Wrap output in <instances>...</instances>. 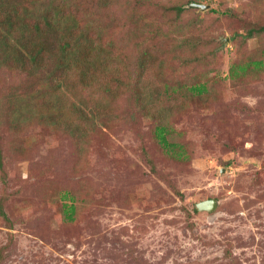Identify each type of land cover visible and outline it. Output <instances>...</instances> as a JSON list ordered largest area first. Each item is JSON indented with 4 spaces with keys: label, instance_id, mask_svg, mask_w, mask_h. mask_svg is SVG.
<instances>
[{
    "label": "rangeland",
    "instance_id": "1",
    "mask_svg": "<svg viewBox=\"0 0 264 264\" xmlns=\"http://www.w3.org/2000/svg\"><path fill=\"white\" fill-rule=\"evenodd\" d=\"M199 3L208 8L179 19L164 8H188L186 0H110L107 10L90 8L94 33L114 40L111 49L135 66L144 48L191 26L201 13L203 60L163 69V81L203 74L215 94L203 105L176 103L170 115L187 153L183 162L160 149L154 120L141 116L131 93L109 102L94 92L95 100L108 101L107 111L99 128L77 138L40 123L39 100L32 110L14 109L9 97L34 81L28 72L0 67V264H264V66L229 75L233 62L244 64L245 55L264 48V32L243 40L248 28L264 27V0ZM148 23L153 33L138 39L133 28ZM149 74L153 81L144 88L155 108L167 109L169 100L153 94L160 80ZM95 105L94 99L88 104ZM78 114L64 129L69 122L85 131L88 113ZM25 115L32 124L18 120ZM64 191L76 198L68 222L61 213L62 201L70 204L61 200ZM207 200L216 208L197 210Z\"/></svg>",
    "mask_w": 264,
    "mask_h": 264
},
{
    "label": "trees",
    "instance_id": "2",
    "mask_svg": "<svg viewBox=\"0 0 264 264\" xmlns=\"http://www.w3.org/2000/svg\"><path fill=\"white\" fill-rule=\"evenodd\" d=\"M109 1L94 0L93 3L92 0H87L82 3L81 0H0V67L6 65L16 72H28L34 81V84L29 82L21 94L9 97L10 102L14 101V109L23 112L32 110L31 102L39 100L35 113L39 114L37 118L40 123H54L61 126L63 131L69 130L75 137L81 138L84 137L82 134H88L95 127L101 126V112L103 115L107 111L108 101L117 102L126 93H131L133 104L141 116L154 120L153 136L160 149L169 159L183 162L187 159V153L183 149L184 144L177 138L179 134L169 125L170 115L176 103L177 108L186 101H196L203 105L215 94L208 80L203 79V74L190 75L187 80L166 78L163 81V69L169 62L177 61L182 67L187 62L198 63L203 60L202 54L199 55L202 52L200 49L204 47L201 41V13L195 15L191 26L173 30L174 32L163 36L162 42L151 46V49L144 48L135 66L127 64L126 58L122 57V50L111 49L116 45L114 40L103 38L101 31L94 33L95 26L89 19L94 13L90 12V8L99 6L102 11L107 10ZM199 1L186 0V4H201ZM164 9L166 12H173L177 19L185 11H200L195 7L184 8L183 5ZM138 26L140 29L135 26L132 30L140 34L138 39L144 38L149 31L153 33L148 30L154 29L151 23ZM178 30L181 34H177ZM263 32L264 27L248 28L243 40L254 38ZM134 45L140 44L135 42ZM261 46H264L262 41ZM245 59L247 61L244 64L239 62L242 59L232 63L230 78L246 76L250 70L259 71L264 66V48L249 56L245 55ZM154 61L158 62L157 71L152 70ZM151 72L153 79L160 80V90L153 94L169 100L167 109L155 108L152 94L144 88L149 85L144 81L152 80L149 79ZM96 91L101 99L109 100H95L93 93ZM93 99L96 105L89 107L88 104ZM78 113H88L84 118L88 120L85 131L80 132L78 125L75 130L72 129L69 122L64 129L62 125L66 119L79 118ZM31 118L30 115H25L18 120L30 122ZM60 197L61 200L70 201V204L65 201L61 203L62 220L71 221L77 208L74 204L76 198L74 195L68 196L65 191Z\"/></svg>",
    "mask_w": 264,
    "mask_h": 264
},
{
    "label": "water",
    "instance_id": "3",
    "mask_svg": "<svg viewBox=\"0 0 264 264\" xmlns=\"http://www.w3.org/2000/svg\"><path fill=\"white\" fill-rule=\"evenodd\" d=\"M188 7L198 8L201 12H203L204 10H206L208 8V6H206V5L195 4V3H191L190 5H188ZM216 205H217V202L215 200H207V201L198 203L196 205V208L199 211H211L214 208H216Z\"/></svg>",
    "mask_w": 264,
    "mask_h": 264
}]
</instances>
